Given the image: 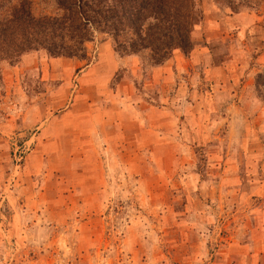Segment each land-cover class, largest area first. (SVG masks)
<instances>
[{
  "label": "rangeland",
  "instance_id": "rangeland-1",
  "mask_svg": "<svg viewBox=\"0 0 264 264\" xmlns=\"http://www.w3.org/2000/svg\"><path fill=\"white\" fill-rule=\"evenodd\" d=\"M9 1L0 0V16ZM30 2L35 15L61 13L55 0ZM197 5L192 49L188 54L174 49L163 61L166 67L152 68L157 64L148 50L134 54L133 69L115 67L118 55L131 53L117 50L113 38L100 32L86 42L84 58L50 57L38 50L13 63L0 62V264H196L201 259L206 264V254L195 258L190 250L200 238L220 263L229 254L222 250L236 248L238 237L250 253H235L228 264H264V252H252L254 239L264 238V193L246 196L264 173L257 159L244 161L243 153L264 158L263 88L254 85L255 74L264 70V0H197ZM228 105L241 109L232 119L226 116L232 114ZM144 115L152 126L148 134L140 129ZM212 119L218 123L206 135L202 129ZM180 122L190 130L182 140L191 145L192 169L198 173H189L184 182L178 174L185 169L171 164L179 149L185 151L177 145ZM98 123L105 126L101 132ZM231 135L240 136L237 147L230 148ZM102 137L116 141L125 155L132 148L136 178L147 185L143 196L101 191L99 175L108 172ZM223 138L229 152L242 158L238 177L213 169L223 164L214 166L226 149ZM195 178L222 189L216 201L206 192L208 203L198 211L193 203L198 198L189 195L205 183ZM80 186L95 189L75 191ZM76 233L95 238L87 242L88 252L74 250L75 244L68 248ZM128 235L137 238L127 242ZM146 236L154 253L142 252ZM126 247L134 251L125 252Z\"/></svg>",
  "mask_w": 264,
  "mask_h": 264
},
{
  "label": "trees",
  "instance_id": "trees-1",
  "mask_svg": "<svg viewBox=\"0 0 264 264\" xmlns=\"http://www.w3.org/2000/svg\"><path fill=\"white\" fill-rule=\"evenodd\" d=\"M60 14L35 15L30 0L10 2L0 16V62L43 50L50 57L84 58L85 44L95 32L110 35L117 50L135 54L148 50L154 64L174 49L190 53L191 31L200 18L197 0H55ZM232 6V2H227ZM263 88L264 70L254 76Z\"/></svg>",
  "mask_w": 264,
  "mask_h": 264
},
{
  "label": "crops",
  "instance_id": "crops-1",
  "mask_svg": "<svg viewBox=\"0 0 264 264\" xmlns=\"http://www.w3.org/2000/svg\"><path fill=\"white\" fill-rule=\"evenodd\" d=\"M136 59H137L136 55H134V54L122 55V56L118 55L113 60V65L115 67L116 66L117 67H128L129 69H133V67L136 66V61H135ZM165 63L166 62L154 65V66H152V68L157 67V66L158 67H166L164 65ZM255 70H260V69H255ZM251 72H252V70H250V73ZM228 106H230V105H228ZM228 106H227V108H228ZM184 108H185V106H184ZM240 110L241 109H239V107H237L235 105L230 106L229 111H232V114L231 115L226 114V116L227 117L230 116V118L232 119L234 114L240 113ZM127 111H129L128 112V114H129L128 115V117H129L128 118V122H129L128 124H132V116L130 113L131 110H127ZM104 115H106L105 112H104ZM218 116L221 117L223 115H220L219 113H215L214 117L217 118ZM143 118L145 119V121H144V124L142 125L143 127H141L140 129L148 134V131L150 132L152 130V126L151 127L149 126V123H151V122L149 121L147 116L144 115ZM106 120L107 119H105V120L103 119V122H102V123H105V125L107 123H110L109 121H106ZM102 123H98V128H99L100 132H101V130L103 131V129L105 128V126ZM180 123H181L180 126L178 125V128H177V130L179 131V132H177V134L179 136V133H181V142L180 143L178 142L177 145L178 146H184L182 151H184V149H185V151H184V153H180V149H179V152L174 155L171 164L173 165L177 162L176 166H178L180 169H185V171H183L182 174H178L179 178L177 177L179 180H182L184 182L186 176L189 173L191 174L192 177H193V175L195 177H197L198 173H197L196 169H192L195 167L194 166L195 164H193L192 162H195L196 158H195V155H192L190 153V146L191 145H189L187 143L186 138H184V140H182V135L187 136V134H189L190 130H188V128L185 124H183L182 122H180ZM213 123H218V122L216 121V119H212L211 121H208V123H206V125H205L206 127H204L202 129L206 132V135L210 134L214 130V124ZM129 129L130 130L132 129V125H129ZM199 134H200V132L198 131V135ZM128 135L129 134H127L126 136H128ZM203 137L204 136H202V138ZM123 139L125 140V138H123ZM190 139H192V137H190ZM225 139L226 140H224V138H223V140L225 141V148H226L225 152L223 154H219V158L217 161H215L214 166L217 162H218V165H221V163H223V164L220 167H218V168L216 167L213 169L218 170L217 172L221 173L225 177H229V178L234 177V176L238 177L239 174L237 176L235 173L236 168L239 170V167L237 164V159L241 162L240 159H242V158H238L240 156H238V153H234V151L229 152V149H228L229 141L227 140V138H225ZM102 140H103V143L105 146L104 147V151H105L104 153L106 155L105 161H106V164L108 165L107 166L108 172H105L104 170H102L101 174L99 175L100 179L103 182L102 183L103 189H101V191H104L105 194H109L111 192L114 196H117L118 194L124 193V192L130 193V194L139 193L140 196H143L144 193L147 191V189H146L147 185L143 184L142 179H140L141 182H139V179L136 178L137 174L135 173V170L132 168V165H131V162L133 161V156H132V152H131L132 148H130L129 150H125L126 152H129V153H127V155H125L126 153H123L122 151H120L121 148L116 149L115 145H118V143L116 141L111 142V141L105 140L104 138ZM129 141L131 143L134 142V140L132 138H130ZM235 142L237 144H235ZM239 143H241L240 136H232L231 135L230 148H233L236 145L238 146ZM243 153H245V160L244 161H246V160L253 161V160L257 159L256 161H257V165L259 167V170L261 168V173H264L263 172V170H264V158H262L263 156L262 157H260V156L250 157L249 155H246L247 152H243ZM248 154H250V153H248ZM123 155H125V157ZM229 166L232 167V170ZM150 173L155 175V176H158L159 178H162V176H166L165 172H161V171H159L157 173H155L154 171H151ZM160 174H162V176ZM140 177H141V175L139 176V178ZM187 179H189V178H187ZM170 180H172V179H170ZM195 180L196 181L200 180L198 182H204L205 183V185L203 187H201L200 190H195V191H193V195H189L191 197H197L198 198L197 202H193L194 207L197 210V208L199 207L198 205H206L208 203V198L203 196L204 194H206V192L209 191L208 197L211 199L210 201H213V200L216 201L218 199V195H219L218 191L221 190V192H222V189H220L218 186L210 185L211 182H209V185L206 184V179H198V178L196 179L195 178ZM90 181L91 180H89V182ZM209 181H212V179L209 178ZM123 182H124V184H123ZM256 184L257 185L256 186L254 185V188L252 187L249 189L248 192H246V196H253V195H259L260 196L262 193H264V174H263V177L259 176L257 178ZM221 187L223 188L224 193H228L229 190L227 188H229V187H227L226 185L225 186L221 185ZM93 189H95V188L93 187ZM93 189L88 190L85 187L80 186L79 188H76L75 191L79 190V191H83V192H87V191L89 192V191H93ZM145 198L147 199L146 201H148V197H145ZM201 220L202 219L199 218L200 222H201ZM125 238H126L127 242L130 241L132 243V241L134 239H136L137 236L136 235H134V236L128 235ZM93 239H95V238H91V241H93ZM202 239L203 238L196 239L197 244L195 245V248L190 249V250L192 251V254L195 256V258H197L198 255L201 257V256H204L206 254V257H209V261L206 264H228V257L232 259L233 256L235 255V253H236V255H240V256L244 255L245 250H246L245 255H249V253H250V251L247 250V249H249V248H247V246L242 245V242H241V244H239L240 239L238 237L237 239L233 240L236 243L237 250H236V248H229V247H228V249L222 250L221 253L228 250L229 254H227L228 256L225 257V262L220 261V263H219L217 261V256H216L217 254L215 255V252L209 251L208 245L205 242H202ZM101 240H102V237H101ZM68 241H69L68 248H70L71 250L74 248L73 247L74 245H72V244H75L76 249H74V250H78L79 248H81V250L85 249L87 251V250H89L88 248L91 245V243H93V242L89 241L88 238H84V236H80L77 233L75 235L73 234L70 239L68 238ZM88 241L91 243H87ZM224 241L226 243H229V245L231 244L230 241H228V239H226V238ZM254 241H256V242L258 241L257 242V248H255L252 252H254L255 255L256 254L259 255L261 252H264V238L261 240L260 239H257V240L254 239ZM188 242H189V238L185 237V241H183V243H185V244L187 243L185 246V250H188L190 247ZM141 245H142V252L144 249H146V251H150V253H154V246H153L154 244L152 243V240L150 239L149 236H146L143 239V242H141ZM128 250L134 251V249H131L130 247H126L125 252H127ZM160 250H161L163 255H166L167 252L163 249V247L160 246ZM136 251H139V250L137 249ZM213 255H215L214 259H212ZM203 262H204V260L201 259L199 261V263H196V264H203ZM230 264H231V260H230Z\"/></svg>",
  "mask_w": 264,
  "mask_h": 264
}]
</instances>
